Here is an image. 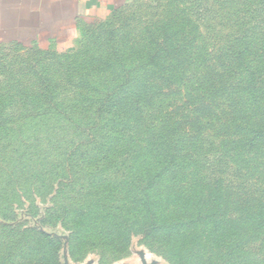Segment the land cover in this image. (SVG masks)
Returning <instances> with one entry per match:
<instances>
[{"label": "trees", "instance_id": "obj_1", "mask_svg": "<svg viewBox=\"0 0 264 264\" xmlns=\"http://www.w3.org/2000/svg\"><path fill=\"white\" fill-rule=\"evenodd\" d=\"M162 1L155 7L137 5L127 15L123 3L111 11L112 21L80 27L79 36L92 30L68 62L40 51L19 71L35 77L30 85L49 92L46 73L52 64L46 59L63 65L56 70L68 84L82 69L106 70L130 58L150 68L104 96V101L115 97L127 121L108 148L127 151L139 179L104 183L115 192L121 188L119 208L96 212L70 204L60 212L91 230L87 237L104 247L102 256L122 252L132 234L202 248L205 240L218 246L236 233L257 244L262 252L255 254L264 263V0ZM208 20L228 31L219 38L223 45L204 46L200 28ZM158 101L163 108L156 107ZM148 109L156 110L152 122L145 116ZM65 151L69 161L72 150ZM66 169L73 168L67 164L54 173L62 176ZM83 236L73 228L69 244ZM189 253L183 264H189ZM27 255L43 259L37 250Z\"/></svg>", "mask_w": 264, "mask_h": 264}, {"label": "rangeland", "instance_id": "obj_2", "mask_svg": "<svg viewBox=\"0 0 264 264\" xmlns=\"http://www.w3.org/2000/svg\"><path fill=\"white\" fill-rule=\"evenodd\" d=\"M162 2L124 0L127 8L123 14L135 11L137 5L155 7ZM112 17L109 14L96 22L103 25ZM91 30L82 32L70 46H0V264H183L189 247L197 253L195 259L189 253V264H264L258 261L256 252L262 251L257 244L236 233L218 246L205 240L202 248L189 243L165 244L158 235L132 234L122 252L113 250L102 256L104 247L87 237L91 230L73 224L71 214L60 212L61 206L70 204L96 212L119 208L123 201L121 188L115 192L104 183L139 179L131 155L123 149L108 148L109 140L127 121L125 113L114 105L115 97L104 101V96L122 82L139 80L150 69L147 64L130 58L115 61L106 70L82 69L68 84L56 70L63 65L46 59L45 63L52 64L46 73L51 79L49 92L30 85L34 76L19 72L29 64L27 60L37 57L33 55L36 53H55L62 64L68 62L65 60H70ZM200 33L204 46L210 49L223 45L219 38L223 40L228 31H219L216 23L208 20L201 23ZM90 45L95 46L92 42ZM156 107L163 108L162 101ZM154 111L146 110L147 121H151ZM65 150L67 155L72 150L69 161ZM67 164L73 169L55 175ZM58 185L63 187L60 193L56 192ZM11 216L14 219H7ZM73 228L84 232V236L70 245ZM34 229L45 236L38 237ZM33 250L43 259L27 255Z\"/></svg>", "mask_w": 264, "mask_h": 264}, {"label": "crops", "instance_id": "obj_3", "mask_svg": "<svg viewBox=\"0 0 264 264\" xmlns=\"http://www.w3.org/2000/svg\"><path fill=\"white\" fill-rule=\"evenodd\" d=\"M124 0H0V46L72 45L84 24Z\"/></svg>", "mask_w": 264, "mask_h": 264}]
</instances>
